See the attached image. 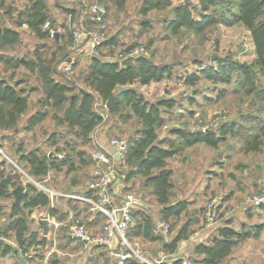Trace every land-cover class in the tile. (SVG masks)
Returning a JSON list of instances; mask_svg holds the SVG:
<instances>
[{
  "label": "rangeland",
  "instance_id": "rangeland-1",
  "mask_svg": "<svg viewBox=\"0 0 264 264\" xmlns=\"http://www.w3.org/2000/svg\"><path fill=\"white\" fill-rule=\"evenodd\" d=\"M28 1L0 0V27L18 31V39L14 43L0 46V78L11 84L17 82L15 86L23 87L27 95V108L15 125L6 129L0 128V163L3 164L5 173L12 176L15 182L10 192L0 197V239L13 248L7 254H0V264H104V255L98 248L91 244L83 246L65 235V223L74 218L81 220L89 233L98 231L105 223V219L93 222L92 216L87 213V205L74 199L68 201L65 199L67 197L54 198L56 212L51 218L61 223L59 230L56 229L54 233H49L48 230L43 244L31 246L26 254L16 249L13 233L9 230L6 233L3 231L14 201L12 190L17 185L24 186L28 181L37 188H40V184L57 193L79 194L91 179L95 168L89 156L94 147L93 140L118 138L126 142L139 127L138 119L134 115L122 117L130 112L128 107H122L121 115L109 114L106 104L95 96L93 109L102 115L103 120L90 133V140L83 141L75 136L73 129L60 121L59 109L43 103L37 71L30 72L22 65H14V60L32 59L34 52L39 51L46 60L52 59L56 70L53 73L55 79L62 80L63 76L72 78V93L78 87L91 91L82 82L88 56L70 50V41L57 48L50 38L37 37L26 24L16 25L17 15L24 10ZM44 1L51 27L58 33H64L73 26L78 16L76 13L83 14L84 8L82 3L80 6V2L96 0ZM102 1L108 6L105 36H115L117 44L101 47L98 49L99 55L107 59H118L140 48L146 56L152 55L155 62L170 66V75H164L160 81H151L148 84L135 81L125 86L133 87L141 97L149 101L159 98L174 101L171 108L160 107L162 123L157 128V134L163 140V145H178V137L172 132L174 127L194 131L203 127L206 130H215L224 123L233 125V129L221 137L216 147L201 142L183 148L167 158L166 167L171 170L172 182L169 201L176 203L181 200L185 203V209L178 216L164 219L169 224V229L166 234L159 235V239L147 240L141 236L128 239L132 248L144 259L142 261H145L137 264H172L170 253L163 250L162 242L169 241L184 222L189 221L190 228L193 229L200 228L204 222L207 224L205 208L208 202L213 199L220 200L214 222L220 224L225 216L231 215L234 226L238 227L239 218L244 211L254 208L245 203V197L264 188V182H261L256 188H242L241 191L239 180L241 163H247L249 159L246 152L242 151L244 131H257L258 126L264 124V98L255 93L247 94L237 71L232 72L229 83L213 82L203 75H198L192 85L185 84L183 79L189 74H199V69L204 66H216L218 60L249 64L252 78L261 88H264V73L252 64L255 55L250 32L238 21L228 24L217 22L200 32L183 27L173 34L167 29L166 21L172 16V6L188 3L191 7H197V0H169L170 6L167 8L153 9L146 14L141 11L143 0H124L121 7H117L111 0ZM228 6L232 12L236 11V0H230ZM69 8H73L76 13L70 14ZM228 9L225 5L217 4L210 7V12L217 16L227 13L229 18ZM193 14L197 17L195 11ZM144 20H147V26L143 25ZM64 25L66 28H63ZM65 54L68 55L64 57ZM74 61L76 66L71 70V63ZM68 63L70 69L67 68ZM35 111L45 112L44 118L32 128H26L28 116ZM32 149L38 154L61 153L69 159L59 169H49L41 175L44 176L42 180L36 181L38 176L32 178L28 174V165L18 157L20 152L25 153ZM261 150L264 151V140ZM123 186L142 195L148 202L154 226L160 216L161 205L155 199L152 186L137 173L128 179L127 184L123 182ZM45 215L47 208L43 206L34 207L28 215L29 231L36 230L40 239L42 228L38 222ZM89 221L91 222L87 223ZM261 234L264 241V229ZM257 249L254 242L245 239L232 250L230 262L242 264L247 260V264H260L259 255L263 257L264 254H259ZM194 256L196 255H189L190 258ZM189 257L187 259L194 264Z\"/></svg>",
  "mask_w": 264,
  "mask_h": 264
},
{
  "label": "trees",
  "instance_id": "trees-1",
  "mask_svg": "<svg viewBox=\"0 0 264 264\" xmlns=\"http://www.w3.org/2000/svg\"><path fill=\"white\" fill-rule=\"evenodd\" d=\"M99 1L106 7V20L108 17V6L104 1ZM111 1L117 7H121L124 2V0ZM81 3L80 6L82 5ZM197 3V7H191L188 3L172 6V16L166 21L167 29L173 34L183 27L200 32L217 22L228 24L234 20L238 21L250 32L255 55L252 64L260 72L264 73V0H236L237 9L234 12L228 9L230 0H197ZM217 4L225 5L230 15L229 18H227V13L224 16L223 14L222 16H217L214 12H210V7ZM168 6H170L169 0H143L141 11L146 14L150 10L165 9ZM194 11L197 17L194 16ZM68 12L72 15L76 13L73 8ZM76 14L79 15L80 13ZM48 17L49 12L44 0H29L24 10L18 13L15 23L16 25L26 24L27 28L39 38H48V31L43 28V23L48 20ZM143 25L147 26V20H144ZM50 26H52L51 23ZM63 28H66V26L64 25ZM71 36V28H68L66 32H59L50 40L57 48H61L67 41L71 43ZM17 39L18 31L16 29L7 28L3 30V27H0V46L14 43ZM113 44H117L116 38L115 36H109L99 49L104 46H112ZM67 55L65 54L64 57ZM143 55H123L118 59H107L99 54L88 57V64L84 69L82 82L86 83L91 91L78 87L72 93L70 92L72 90L71 84L74 82L72 78L63 76L62 80L55 79L53 73L56 70L52 65V59L46 60L39 51L34 52V58L32 59L16 58L14 65H22L30 72L37 71L41 81L43 103L59 109L61 112L60 121L73 129L75 136H78L83 141L90 140V133L103 120L102 115L93 109L95 96H98L106 104L109 97L114 94L108 108L109 114L121 115L122 107H128L130 112L122 117L126 118L131 114L134 115L138 119L139 127L136 129L135 134L130 135L125 142L124 161L119 164L118 170L124 174L123 182L125 184H127L128 179L134 173L145 178V182L152 186V192L157 203L161 205L159 218L166 219L170 216L180 215L185 209L183 201L179 200L176 203L169 201L170 188L172 187L171 172L165 168L166 159L176 154L179 146H173L170 143L167 146L163 145V140L159 139L157 134V128L162 123L160 107L171 108L174 105V101L166 98L149 101L130 88L122 90L120 93L116 91L117 88L131 85L135 81L140 84H148L151 81H160L164 75H170L171 69L168 64L155 62L152 55H149V57L144 53ZM71 64V70H73L76 66V61ZM233 71H237L240 74L241 84L247 94L255 93L264 98V88L256 84L252 78L250 65L244 62L218 60L216 66H204L199 69V74H189L184 77L183 81L185 84L192 85L197 80L198 75H203L213 82L229 83ZM16 84L18 83L16 82ZM16 84H11L6 79L0 78V128L6 129L14 126L20 115L27 108L25 89L23 87L17 88ZM44 116L45 112L43 111L31 113L26 120L25 127L32 128ZM232 129V124L224 123L215 130L192 131L174 127L172 132L181 140L182 146L203 142L208 146L216 147L221 137H224ZM257 129L259 131H244L245 136L242 147L245 152L263 151L261 147L264 140V124L258 126ZM56 149L59 150L58 148ZM18 157L26 162L29 167L28 174L32 178L35 175L38 176L35 179L36 181L42 180L44 176L41 175L47 173L49 169H59L69 159L66 156L58 158L56 153L38 154L33 149L25 153L20 152ZM90 161L93 162L95 167L96 163L91 157ZM70 167L71 165L68 168ZM161 169H164L162 173L159 172ZM14 185L15 182L12 180V176L5 173L3 164L0 163V197L7 195L10 192V188ZM124 190H128V188H124ZM86 192L90 191L86 190ZM58 196L59 198L67 197L62 195H57L56 197ZM65 199L70 201L72 198L67 197ZM37 206L46 207L47 214L50 217L56 212V208L53 204H50V199L46 193L27 181L23 186L20 202L16 203L15 200L12 202L10 213L3 229L4 233L8 230L13 233V238L17 245L16 249L20 253L26 254L31 246L43 244L42 238L37 237L36 230L29 231L28 226V215ZM258 206L264 208V203L254 207ZM135 217L136 225L128 232V239L135 236H141L147 240L159 239V235H162V233L156 231L155 225H152V216L148 208L140 207L136 209ZM104 219V215L98 212L91 220L97 222ZM38 224L42 228L41 220H39ZM59 226L56 229L59 230ZM262 228V224H255L249 226V228L242 227L236 230L231 226L230 220H226L217 227L216 235L211 240L199 242L195 245L194 254L196 256L189 258L194 264H231L229 255L232 249L245 238L257 236ZM193 231L194 229L190 228V222H184L169 241L162 242L163 250L167 253H173L178 242ZM65 235L71 238L66 232ZM77 242L83 245L82 242L78 240ZM93 246L98 248L104 255L105 264V248L103 246ZM10 251H13L10 244L2 242L0 239V254L4 255ZM138 262L145 263V261L133 256L127 259L125 264H137ZM180 263V259L172 262V264Z\"/></svg>",
  "mask_w": 264,
  "mask_h": 264
},
{
  "label": "built area",
  "instance_id": "built-area-1",
  "mask_svg": "<svg viewBox=\"0 0 264 264\" xmlns=\"http://www.w3.org/2000/svg\"><path fill=\"white\" fill-rule=\"evenodd\" d=\"M82 4L84 12L74 20L69 47L79 55L84 54L91 57L98 55V49L106 39V7L98 0L86 1ZM43 28L48 31V38L58 34V31L50 26L49 20H45ZM140 52L142 53V49H135L129 52V55H136ZM67 68L70 69V64L67 65ZM198 130L205 131L206 128ZM93 142L94 147L90 151V157L95 161L96 166L91 174V179L81 193H57L40 184L39 189L46 193L51 205L57 195H62L86 204L87 213L92 218L98 212L104 215L103 227L94 233H89L81 220L74 217L69 223H65V227L69 237L82 242L85 246L87 244L103 246L106 252L105 264H125L126 260L133 256L144 260L132 248L127 237L128 232L136 225L135 210L144 207V198L142 195L123 188L124 174L119 172L118 166L124 161L126 143L118 138H110L107 141L95 138ZM56 155L58 158L62 157L61 153H56ZM86 190L90 192L87 193ZM219 202V199H213L207 203L205 208L207 224L215 221ZM245 203L253 206L264 203V188L248 194L245 197ZM44 218L48 220L49 233L51 231L54 233L61 223L52 219L48 214ZM155 229L166 234L169 224L166 220L157 218ZM181 264L192 263L184 258L181 260Z\"/></svg>",
  "mask_w": 264,
  "mask_h": 264
},
{
  "label": "crops",
  "instance_id": "crops-1",
  "mask_svg": "<svg viewBox=\"0 0 264 264\" xmlns=\"http://www.w3.org/2000/svg\"><path fill=\"white\" fill-rule=\"evenodd\" d=\"M177 141H178V146H179L178 151L183 149V148L188 147V146H182L181 140L178 139ZM197 143H201V142H197ZM197 143H194V144H197ZM194 144H192V145H194ZM192 145H190V146H192ZM242 151L245 153L244 148H242ZM246 154L249 157V159L247 160L248 162L247 163H241V179H239L241 181V191H242V188H256L257 186H259V184L261 182H264V151H259V152L247 151L245 153V155ZM166 161H167V159H166ZM165 168L170 170V168H167V167H165ZM209 171H211V170H209ZM170 172H171V170H170ZM170 177H171V173H170ZM128 190H129V188H128ZM144 207L148 208L150 210V206L145 199H144ZM244 212L245 213L243 215H241V217L239 218L240 224L238 227L234 226L235 224L232 221L233 219L230 218L231 215L225 216L224 221L230 220L231 226L236 230H239L242 227L249 228V226H252L255 224H262L263 228L261 229L260 233L257 236H255V237L251 236V237H247L245 239H247V241L254 242V244H256V246L258 247V249H257V251H259L258 253L263 255L264 254V241L262 240V236H261L262 234L261 233L264 229V208L259 207V206L254 207L252 209L247 208V210ZM255 216H258V218L256 219ZM200 220H201V217H200ZM217 223H219V222H213L211 224H206L204 222L200 226V228L194 229V231L191 232L186 238L181 239L178 242L175 251L173 253H170V256H171L170 263H172L174 260H177V259L182 260L184 258H187V257H189V255H195L194 254V247L197 243L208 242L209 240H211L213 238V236L216 235L217 227L222 224V223H220V224H217ZM75 241H77V240L75 239ZM83 246H85V245L83 244ZM251 251H252V249H251ZM231 257H232V255H229V261H230ZM259 257H260L259 263L264 264V256L262 257L259 255ZM230 263L232 264V262H230ZM242 264H247V260L242 262Z\"/></svg>",
  "mask_w": 264,
  "mask_h": 264
},
{
  "label": "water",
  "instance_id": "water-1",
  "mask_svg": "<svg viewBox=\"0 0 264 264\" xmlns=\"http://www.w3.org/2000/svg\"><path fill=\"white\" fill-rule=\"evenodd\" d=\"M8 27H4L3 30H6ZM139 55H143V53H139ZM144 56V55H143ZM127 88H130L132 90H135L133 87H121V88H117V92L120 93L122 90H126ZM141 96V94H140ZM114 97V94H112L109 99L107 100V103H106V107L109 108L110 107V104H111V101ZM164 171V169H161L159 172L162 173ZM22 192H23V185L19 184L17 185L13 190H12V193L14 195V200L16 203H19L20 202V199H21V195H22ZM41 224H42V240L44 241L45 240V237H46V234L48 232V229H49V223H48V220L46 218H42L41 219ZM84 243H86L85 240H83Z\"/></svg>",
  "mask_w": 264,
  "mask_h": 264
}]
</instances>
